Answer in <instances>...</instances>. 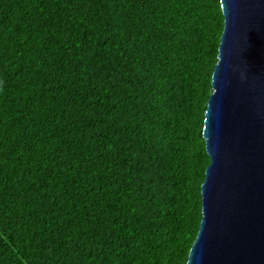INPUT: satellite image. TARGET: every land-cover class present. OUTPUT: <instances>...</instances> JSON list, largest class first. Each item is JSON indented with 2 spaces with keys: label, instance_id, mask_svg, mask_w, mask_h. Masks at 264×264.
<instances>
[{
  "label": "trees",
  "instance_id": "16d2710c",
  "mask_svg": "<svg viewBox=\"0 0 264 264\" xmlns=\"http://www.w3.org/2000/svg\"><path fill=\"white\" fill-rule=\"evenodd\" d=\"M220 0H0V264H186Z\"/></svg>",
  "mask_w": 264,
  "mask_h": 264
},
{
  "label": "water",
  "instance_id": "95a60500",
  "mask_svg": "<svg viewBox=\"0 0 264 264\" xmlns=\"http://www.w3.org/2000/svg\"><path fill=\"white\" fill-rule=\"evenodd\" d=\"M202 137L210 163L186 264H264V0H220Z\"/></svg>",
  "mask_w": 264,
  "mask_h": 264
}]
</instances>
